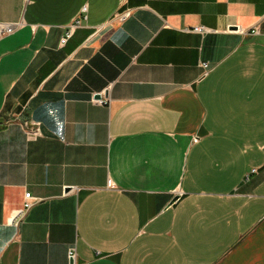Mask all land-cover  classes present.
Instances as JSON below:
<instances>
[{
  "label": "crops",
  "instance_id": "1",
  "mask_svg": "<svg viewBox=\"0 0 264 264\" xmlns=\"http://www.w3.org/2000/svg\"><path fill=\"white\" fill-rule=\"evenodd\" d=\"M0 23V264H264V0H0Z\"/></svg>",
  "mask_w": 264,
  "mask_h": 264
},
{
  "label": "built area",
  "instance_id": "2",
  "mask_svg": "<svg viewBox=\"0 0 264 264\" xmlns=\"http://www.w3.org/2000/svg\"><path fill=\"white\" fill-rule=\"evenodd\" d=\"M86 11V7L84 6L81 10L82 13H84ZM128 15V11L127 12H117L113 15L112 20H116V21H123ZM84 15H80V17L76 18V20L74 21V23H72L69 27L68 30L66 32V34L60 39V43L64 44L66 42V40L69 38V36L72 34L73 30L80 26L82 23V20L84 19ZM19 23H6V24H1L0 23V35L2 34H9L12 31H14L17 27H18ZM206 29L203 26H193L188 28V31H193V32H198V33H202L204 32ZM256 29H252L251 32H255ZM257 32V31H256ZM202 67L207 69L208 68V64L207 63H201ZM94 102L98 103V104H106L107 103V99L106 98H98V99H94ZM22 129L26 134L27 139H36L37 137L41 136V129H40V122L39 121H35V120H27V121H23L22 122ZM198 136L194 135L193 140L196 141L198 140ZM36 198L33 197L31 195L30 192H25L24 193V197H23V201L22 204L20 206V209H18V213L16 215L17 221L20 220L23 216H25V214L28 212V210L31 208V206L36 202ZM75 249L71 248L68 250V258L71 262V264H76L75 262Z\"/></svg>",
  "mask_w": 264,
  "mask_h": 264
},
{
  "label": "water",
  "instance_id": "3",
  "mask_svg": "<svg viewBox=\"0 0 264 264\" xmlns=\"http://www.w3.org/2000/svg\"><path fill=\"white\" fill-rule=\"evenodd\" d=\"M234 28H236V27H234ZM96 97H97V98H99V97H100V95H96ZM68 188H71V187H67V189H68ZM173 200H174V199H173Z\"/></svg>",
  "mask_w": 264,
  "mask_h": 264
}]
</instances>
